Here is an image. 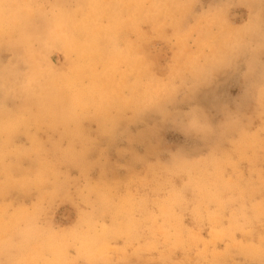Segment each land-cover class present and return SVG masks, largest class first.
Segmentation results:
<instances>
[{
    "label": "rangeland",
    "instance_id": "374dc122",
    "mask_svg": "<svg viewBox=\"0 0 264 264\" xmlns=\"http://www.w3.org/2000/svg\"><path fill=\"white\" fill-rule=\"evenodd\" d=\"M0 264H264V0H0Z\"/></svg>",
    "mask_w": 264,
    "mask_h": 264
}]
</instances>
